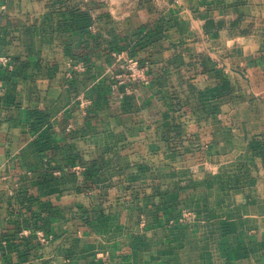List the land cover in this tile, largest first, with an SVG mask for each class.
<instances>
[{"label": "crops", "instance_id": "crops-1", "mask_svg": "<svg viewBox=\"0 0 264 264\" xmlns=\"http://www.w3.org/2000/svg\"><path fill=\"white\" fill-rule=\"evenodd\" d=\"M116 1L97 9L103 40L136 25ZM179 1L182 9L169 4L168 12L181 19V38L197 39L212 57L227 54L224 75L239 87L211 118L208 145L186 153L155 147L149 110L123 112L126 85L99 100L101 49L86 50V69L70 76L62 48H41L38 32L26 47L23 15L8 4L0 21V56L11 58L10 67L0 63V264H264V19H247L234 37L205 34L206 21L233 3ZM259 40L255 53L249 46ZM151 92L139 84L137 104ZM89 93L85 111L79 96ZM77 165L96 174L89 179Z\"/></svg>", "mask_w": 264, "mask_h": 264}, {"label": "rangeland", "instance_id": "rangeland-1", "mask_svg": "<svg viewBox=\"0 0 264 264\" xmlns=\"http://www.w3.org/2000/svg\"><path fill=\"white\" fill-rule=\"evenodd\" d=\"M118 1L119 12L123 11L137 18L134 29L121 34L122 40L118 38L116 41H107L100 37L102 25H99L101 16L97 9L111 7L112 0H0V21L5 17L4 12L8 4L16 7L18 15H23L25 22L19 25L18 31H22L27 37L24 38L27 40L26 47L35 46L38 32L40 41L37 42H40L41 48L44 47V43L50 44L48 48L51 51L62 48L61 59L69 68L70 76L79 71L75 69L74 62H82L85 65L84 62L87 60L81 55L87 54L86 50L89 48L97 46L104 53L105 68L102 71L106 72L104 80L110 82L111 92L120 89V85L127 86L124 94L122 96L119 94L123 97V112L132 111L137 114L144 107L155 116L151 125L154 129L157 128L154 130L157 131V135L151 137L155 147L160 145L169 150L180 146L184 147L186 153L185 150L189 148L207 146L211 118L224 111L228 97L237 95L235 92L239 88L233 78L231 83L229 77L224 75L222 63L228 55L218 52L212 57L206 52V48L197 43V39L181 38L182 27L179 22L182 21L176 17L172 19V13L168 12L169 4H175L173 10H181L180 1ZM221 1L233 5L227 7L230 12L211 17L215 23L211 32L228 30L234 37L238 35L237 31L247 19L252 17L264 19V0ZM249 2L250 4H247ZM204 4L210 5L212 2ZM243 4L248 5L246 10L241 8ZM80 11L81 14L78 13ZM76 15L77 18H71ZM260 30L259 33L264 38V26ZM208 39L205 38L207 41ZM260 41L249 46L255 47L253 52H259ZM234 43L237 45L241 42L236 39ZM249 43L250 41H247L245 44ZM82 49L85 51H78ZM114 52H126V57H138L141 66L146 67V71L150 70L146 80L133 81L129 76L127 61L123 60L124 58L118 59V56L113 55ZM156 53H162L163 56H156L160 57V60L154 58ZM142 54L146 55L145 60L140 59ZM230 65L232 69H244V65L240 63L233 62ZM118 74L122 76L117 78ZM123 79L126 82L120 83ZM139 84L148 86L152 91V98L143 105L137 104L134 98V90ZM91 95L94 94H87L86 98L93 100ZM134 127L138 128L137 124ZM158 128H161V131ZM79 163L82 162L79 160ZM88 170L81 168L76 169V172H87L86 177H90Z\"/></svg>", "mask_w": 264, "mask_h": 264}, {"label": "built area", "instance_id": "built-area-1", "mask_svg": "<svg viewBox=\"0 0 264 264\" xmlns=\"http://www.w3.org/2000/svg\"><path fill=\"white\" fill-rule=\"evenodd\" d=\"M175 1H179V0H175ZM114 56H118V59H123L125 61H127V69L129 71V76L130 78L134 81L136 80H146V76H147V71H146V67L141 66L140 60L138 59V57H126V52H122V53H113ZM10 60L11 58L9 56H0V63H2L5 66H11L10 64ZM75 69L79 70V71H83L86 69V66L80 62L77 63L75 65ZM117 78H120L122 75L118 74L116 75ZM126 81L123 79L120 81V83H125ZM79 100H80V106L86 111L88 109V107L91 105L92 100L86 98V96L84 95H80L79 96ZM69 128H72V125L69 126ZM73 170L76 169H81L80 165H77L75 167H72ZM56 174H60V172H56ZM191 213L186 211L185 212V217H190ZM30 233V230H24L23 231V235H27ZM35 234L38 237L40 243H48L52 237L50 235L45 234V232L42 229H36L35 230Z\"/></svg>", "mask_w": 264, "mask_h": 264}, {"label": "trees", "instance_id": "trees-1", "mask_svg": "<svg viewBox=\"0 0 264 264\" xmlns=\"http://www.w3.org/2000/svg\"><path fill=\"white\" fill-rule=\"evenodd\" d=\"M78 13H82V11H80V12H78ZM78 13H77V15H78ZM85 14V13H84ZM214 22H213V20H211V19H208L207 21H206V23H205V25L203 26L204 27V30H205V32H211V31H213V29H214ZM84 30H86V29H84ZM95 38V37H94ZM133 45L135 46L136 45V41H134V43H133ZM116 49V48H115ZM129 50H130V48H129ZM133 53V52H132ZM131 53V54H132ZM134 54V53H133ZM132 54V55H133ZM100 87L101 86V89H102V97L100 98L99 97V100H102V99H104L105 98V96L107 97L109 94H111V86H110V82L108 81V80H103V82L101 83V84H99V85H97V87ZM97 90H100L99 88H97ZM103 96H104V98H103ZM91 98L92 99H94V95H91ZM102 104V103H101ZM88 174L90 175V177H88L89 179L92 177V176H94L95 174H96V172H94V170H93V172H88ZM38 227H40V226H38Z\"/></svg>", "mask_w": 264, "mask_h": 264}]
</instances>
